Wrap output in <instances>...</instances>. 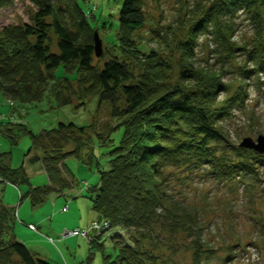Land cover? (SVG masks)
I'll return each mask as SVG.
<instances>
[{
  "label": "trees",
  "instance_id": "obj_1",
  "mask_svg": "<svg viewBox=\"0 0 264 264\" xmlns=\"http://www.w3.org/2000/svg\"><path fill=\"white\" fill-rule=\"evenodd\" d=\"M30 1L36 7L30 23L0 29L1 95L19 104H37L48 95L57 107L70 103L71 92L79 99L94 96L98 104L109 103L110 116L118 122L103 134L94 133L93 141L86 132L89 124L59 121L50 128L33 130L23 119L8 118L6 136L13 145L23 135L28 137L25 156L31 163H40L47 182L32 187L24 168L10 165V151L0 153V180L17 187L27 184L31 205H39L50 193L61 194L76 184L68 157L93 164L99 181L88 187L90 208L99 216L95 220H107L114 230L102 237L91 231L89 248L100 252L101 264H161L152 249L142 244L146 239L150 244L155 240L154 226L162 221L158 209L168 213L172 229L190 231L193 227L189 212L167 209L169 167L208 164L211 172L227 180L258 175L260 153L240 146L231 148L232 155L225 153L229 143L220 121L242 101L245 80L264 74V0L199 3L187 20L185 35L174 44L179 52L175 83L169 78L170 63L154 49L141 50L134 39L145 23L143 0H122L117 13L118 46L138 61L141 72L137 79L116 56L101 66L92 63L93 32H98V25L91 26L78 0H66L64 6L54 0ZM10 3L0 0V9ZM238 11L255 27L252 47L232 39ZM203 32L214 36L224 58L245 54L243 65L236 68V86L224 82L220 71L195 65L196 38ZM50 33L55 36L56 50H51ZM59 67L61 75L56 74ZM120 126L118 145L106 152L105 160H98L96 148L111 146V133ZM18 222L15 208L0 197V264H53L19 241L15 233ZM105 239H114L110 249L104 245ZM193 248L192 263L201 264L203 249L197 241Z\"/></svg>",
  "mask_w": 264,
  "mask_h": 264
},
{
  "label": "rangeland",
  "instance_id": "obj_2",
  "mask_svg": "<svg viewBox=\"0 0 264 264\" xmlns=\"http://www.w3.org/2000/svg\"><path fill=\"white\" fill-rule=\"evenodd\" d=\"M65 5L66 0H54ZM87 11L86 18L91 26L98 25L97 35L101 39V54H93L92 63L101 66L107 59L116 56L125 62L137 79L141 72L138 61L122 52L118 46L117 13L122 0H78ZM145 23L134 34L141 50L154 49L158 55L170 63L168 70L172 83L177 81L179 52L174 44L188 29V18L197 5L204 0H143ZM36 7L30 0H11L0 9V29L7 24L30 23ZM102 25H104L102 27ZM235 28L232 39L237 43L252 47L256 30L251 21L238 11L233 18ZM96 31V30H94ZM94 33V32H93ZM51 50H56L55 36L50 33ZM194 61L204 69L220 71L224 82L239 84L237 66L243 65L245 54L237 52L232 58H224L211 33H200L194 47ZM250 65V64H249ZM209 71V70H208ZM62 74V67L56 70ZM73 85L75 81H72ZM245 94L240 103L235 104L229 115L220 121L221 129L229 143L226 154L232 155L231 148L237 147L243 137L255 139L264 135V74L260 73L245 80ZM76 89V86L73 87ZM234 89V88H233ZM69 95L70 103L57 107L50 96L37 104H19L5 99L0 93V153L10 151V165L22 166L33 186L47 182L40 163H31L25 156L29 139L23 135L13 145L6 136L4 124L10 113L13 120H24L37 130L50 128L57 122L72 121L79 125H90L86 132L95 141L94 133H104L108 127L117 124L118 119L110 116L107 102L97 103V98L86 99ZM223 94H220V97ZM123 102H120L122 106ZM122 126L111 133L113 144L96 148L98 160H105L106 152L118 145ZM251 153L252 149H247ZM102 153V154H101ZM249 153V155H250ZM257 155V154H255ZM256 161L257 177L240 175L234 179L216 176L210 165L200 167H169L166 177L167 209L189 212L193 227L189 231L172 229L171 218L158 209L161 222L154 226L152 237L143 241L144 247L152 249L161 264H193V245L197 241L202 250L201 264H264V154ZM66 162L77 181L74 186L61 194L50 193L39 205H31L27 184L19 187L0 180L2 201L15 208L21 222L16 223L15 233L19 241L27 245L41 258L53 264H101L99 251H92L83 236L60 237V231L74 227L84 228L90 220L99 216L91 210L88 187L98 184L99 174L94 165H84L73 157ZM104 163L101 167H105ZM228 178V177H227ZM86 183V185H84ZM20 194L22 198H20ZM67 204V209L63 206ZM28 224H34L33 230ZM92 234V233H90ZM199 235V241L196 238ZM48 237V238H47ZM49 239H53V242ZM109 249L114 239L104 241ZM107 248V249H108ZM14 264H20L19 262Z\"/></svg>",
  "mask_w": 264,
  "mask_h": 264
},
{
  "label": "built area",
  "instance_id": "obj_3",
  "mask_svg": "<svg viewBox=\"0 0 264 264\" xmlns=\"http://www.w3.org/2000/svg\"><path fill=\"white\" fill-rule=\"evenodd\" d=\"M4 115L0 113V119H3ZM7 118H13L12 115L7 116ZM67 205L63 207V209H66ZM30 228L34 229V226L32 224L28 225ZM114 230V228H111L110 223L107 220H91L86 227L84 228H79V227H74L70 229H63L60 232V238H65L68 236H83L89 241L90 239H93L92 235L90 234L91 231L97 235V236H106L109 235L110 232Z\"/></svg>",
  "mask_w": 264,
  "mask_h": 264
},
{
  "label": "water",
  "instance_id": "obj_4",
  "mask_svg": "<svg viewBox=\"0 0 264 264\" xmlns=\"http://www.w3.org/2000/svg\"><path fill=\"white\" fill-rule=\"evenodd\" d=\"M93 50L96 56L101 54V39L98 37L96 31L93 33ZM238 146L264 154V135L258 134L255 139L249 136L243 137L238 143Z\"/></svg>",
  "mask_w": 264,
  "mask_h": 264
},
{
  "label": "bare ground",
  "instance_id": "obj_5",
  "mask_svg": "<svg viewBox=\"0 0 264 264\" xmlns=\"http://www.w3.org/2000/svg\"><path fill=\"white\" fill-rule=\"evenodd\" d=\"M16 214H17V212H16ZM28 225H30V224H28ZM33 226H34V229L33 230H37V228H36V226L34 225V224H32ZM48 238V237H47ZM50 241H52L53 242V239H49ZM93 239H90L89 241H92Z\"/></svg>",
  "mask_w": 264,
  "mask_h": 264
}]
</instances>
